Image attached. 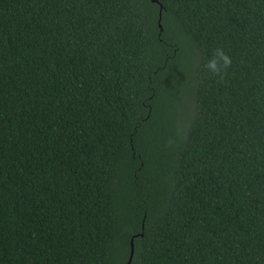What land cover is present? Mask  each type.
<instances>
[{"label":"trees","instance_id":"1","mask_svg":"<svg viewBox=\"0 0 264 264\" xmlns=\"http://www.w3.org/2000/svg\"><path fill=\"white\" fill-rule=\"evenodd\" d=\"M156 1L0 0V264H264V0Z\"/></svg>","mask_w":264,"mask_h":264},{"label":"clouds","instance_id":"2","mask_svg":"<svg viewBox=\"0 0 264 264\" xmlns=\"http://www.w3.org/2000/svg\"><path fill=\"white\" fill-rule=\"evenodd\" d=\"M213 60L203 65L204 70L209 74L210 79H219L223 81L232 68L233 58L223 47L213 49ZM208 69L211 72H208Z\"/></svg>","mask_w":264,"mask_h":264},{"label":"water","instance_id":"3","mask_svg":"<svg viewBox=\"0 0 264 264\" xmlns=\"http://www.w3.org/2000/svg\"><path fill=\"white\" fill-rule=\"evenodd\" d=\"M151 1L154 2V3H157L156 0H151ZM160 10H161V7H160ZM140 235H142V234H140ZM132 255H133V240L131 239V241H130V255H129V258H128V261H127L126 264H130L131 263Z\"/></svg>","mask_w":264,"mask_h":264}]
</instances>
